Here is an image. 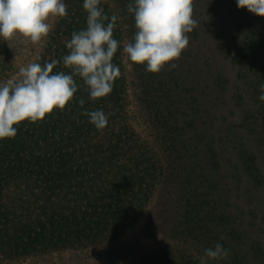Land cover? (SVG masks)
<instances>
[{
    "label": "trees",
    "instance_id": "obj_1",
    "mask_svg": "<svg viewBox=\"0 0 264 264\" xmlns=\"http://www.w3.org/2000/svg\"><path fill=\"white\" fill-rule=\"evenodd\" d=\"M130 2L101 3L119 18L113 91L93 101L76 76L63 110L14 125L16 136L0 140V264L66 255L93 264H200L216 243L230 250L221 264L264 260L257 215L236 204L254 205V188L264 185V17L235 0H193L198 26L170 62L177 67L153 74L123 52L136 31ZM65 3L68 15L53 20L30 62L21 54L33 44L13 54L0 38V82L34 61L59 60L53 71L71 74L65 43L86 27L87 13L83 0ZM98 109L108 114L103 130L81 114ZM100 249L110 254L96 256Z\"/></svg>",
    "mask_w": 264,
    "mask_h": 264
},
{
    "label": "clouds",
    "instance_id": "obj_2",
    "mask_svg": "<svg viewBox=\"0 0 264 264\" xmlns=\"http://www.w3.org/2000/svg\"><path fill=\"white\" fill-rule=\"evenodd\" d=\"M102 0H83L87 13L86 27L71 34L62 57L65 68L53 71L60 63L53 59L43 64L31 62L6 81L0 82V140L12 139L23 121L36 123L54 109L63 110L78 86L74 77H80L95 101L113 91L120 68L112 63L120 42L113 38L118 16L110 17L101 7ZM238 9L264 17V0H235ZM65 0H0V38L10 41L21 36L31 44L44 41L52 30L51 20L68 15ZM133 15L135 33L123 52L136 65H143L149 73H159L166 65L176 68L178 60L189 44L188 33L198 26L193 16V0H131L126 5ZM39 57H37V61ZM259 100L264 101V83L259 87ZM83 108L84 100L79 101ZM82 115L97 129L108 124L103 110H83ZM230 258V250L221 243L207 248L200 256V264H221Z\"/></svg>",
    "mask_w": 264,
    "mask_h": 264
},
{
    "label": "rangeland",
    "instance_id": "obj_3",
    "mask_svg": "<svg viewBox=\"0 0 264 264\" xmlns=\"http://www.w3.org/2000/svg\"><path fill=\"white\" fill-rule=\"evenodd\" d=\"M52 22H53V20L50 21V23H52ZM9 42L11 44V49L13 51V54L21 52L20 48L23 46H27V44L30 43L28 40L24 39L21 36H16L15 38L10 40ZM37 45H32V51L31 52H29L26 48V50L24 49L23 53L21 54L24 58H27L28 62H30L34 58V56L36 54V50H37ZM20 58H22V57H20ZM255 153H256L257 157L260 159V157L258 156L257 150H255ZM261 160L262 159H260V164H262ZM261 174L263 175V178H264V168L261 169ZM252 196H253V201H254L253 204L254 205L247 206L245 202L243 203L241 201H240L241 204H240V202H237V201H236V204L238 206H241L242 208H244L243 210H251V211L255 212L257 217L254 219V223L256 224V226L258 224L259 227L263 229L262 233L258 234L257 239L260 240V242L264 245V222L261 221V219L264 217V185L261 187L254 188ZM142 226H143V223H141V225H139L138 228H136L132 233H130V237L139 233ZM141 242L145 243L149 246L150 245L152 246L155 244V242L147 243L146 240H143ZM109 249H105V250L100 249V250L96 251V256L104 255V254H107V256H108V254H110ZM13 264H93V263H92V261H91V263H86V262H84V260H81V258L79 256L75 257V256H67L66 255V256H61V257L39 256V257H34L31 259H27V260H24L21 262L13 263ZM254 264H264V260L261 263L254 262Z\"/></svg>",
    "mask_w": 264,
    "mask_h": 264
}]
</instances>
